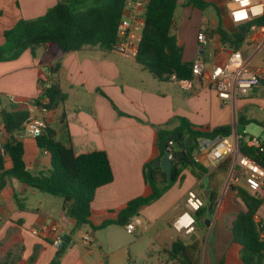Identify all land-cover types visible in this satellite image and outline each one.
Returning a JSON list of instances; mask_svg holds the SVG:
<instances>
[{"label":"crops","instance_id":"crops-1","mask_svg":"<svg viewBox=\"0 0 264 264\" xmlns=\"http://www.w3.org/2000/svg\"><path fill=\"white\" fill-rule=\"evenodd\" d=\"M58 1L0 0V45L4 42V30L19 19L44 15ZM204 1L217 5L218 12L214 6L199 9L189 4V0H177V16L172 30L183 48L184 61L193 62L197 58L204 61V72L199 78L193 77L191 88L182 89L173 79L160 81L135 60L125 59L115 51H101L94 47L63 53L57 44L48 43L27 49L16 60L0 62V99L4 108L15 105L26 109L34 105L33 101L42 93L41 82H48L66 98L43 115L47 127L55 131L59 141L70 145L76 155L94 151L107 153L114 178L110 184L96 191L91 204L93 225L117 219L128 202L151 193L145 167L160 159L157 146L160 130L172 131L185 119L194 129L203 131L231 126V138H236L237 127L241 120H245V134L254 137L248 132L253 124L264 133V81L247 96L227 102L219 99L211 84L212 68L226 63L234 49L222 40L219 27L227 32L235 31L236 27L229 17L231 0ZM203 28L206 41L202 44L197 36ZM237 50L241 51L248 66L264 78V25L251 32ZM55 63L59 66L51 72L49 68ZM37 114L42 116L40 112ZM16 137L23 142L27 168L35 175L48 174L50 155L37 146L36 139L27 131ZM4 141V134H0V143ZM202 147L199 144L193 154L194 159L200 156L199 163L204 167L210 171L218 169L224 161L212 165L202 155ZM11 165L7 157L6 168ZM160 171L163 172L161 167ZM231 175L230 166L227 172L219 174V179L228 180ZM157 177L161 182L160 173ZM207 184V174L197 178L193 168L186 167L175 184L156 202L142 207L138 216L144 218L142 220L149 231H166L184 210L188 190H202L203 193L206 188L203 190L201 187H207ZM237 187L262 199L255 221L264 235V188L252 193L245 181L240 182L231 192L236 197V208L229 207L227 193L222 192L219 196L213 225L227 217L226 230L230 232L231 240L226 249L220 239L213 241L210 246L213 259L209 257V264H220L221 261L223 264H243L241 247L233 243L231 232L237 213L247 210ZM38 192L14 178L0 191V264H51L58 248L52 242V235L42 233L40 228L49 227L53 222H59L60 233L71 237L60 264L124 263L129 242L120 241L119 234L115 235L113 230L117 227L126 230L125 226L111 225L95 230L87 224L77 228L75 220L65 214L62 198L59 197L62 201L47 199L40 197ZM34 229L39 230V234H34ZM76 229H82L85 235L91 236L90 244L76 241ZM35 249L36 258L31 262ZM230 253L234 256L232 259L229 258ZM202 259V264H208L206 259Z\"/></svg>","mask_w":264,"mask_h":264},{"label":"trees","instance_id":"trees-1","mask_svg":"<svg viewBox=\"0 0 264 264\" xmlns=\"http://www.w3.org/2000/svg\"><path fill=\"white\" fill-rule=\"evenodd\" d=\"M126 0H59L55 6L34 19H19L12 27L4 30V42L0 45V62L16 60L27 49L55 43L63 53L79 51L85 47L98 48L101 51H113L117 43V31L122 19ZM189 4L204 9L217 5L204 0H189ZM177 9V0H149L145 7L141 40L135 61L149 71L160 81H167L175 76L177 79H193V62L183 60V48L179 45L176 35L172 32L174 17ZM251 24L235 26L236 30L227 32L219 27V34L224 42H228L234 49L243 44L251 34ZM58 63L51 65L49 70L55 72ZM47 82H41V87ZM47 102H44L45 99ZM66 96L54 85L41 93L40 98L33 103L37 107L52 110L64 102ZM29 112L23 108L11 105L2 106L0 99V134H4L5 141L0 143V191L11 179L29 185L42 193L60 197L65 204V214L74 219L76 227L90 225L95 230L107 228L111 225L125 226L132 217L139 214V210L156 202L175 184L181 172L191 166L197 178L207 174L208 197L200 194L204 199V206L196 213V219L214 214L220 196L221 180L219 174L227 172L230 160L225 159L218 169L210 171L194 159V152L199 148L200 141L230 137L231 126H223L212 131L194 129L185 119L179 127L172 131L160 130L157 134V146L160 150L159 158L164 154L163 143L167 135L178 133L180 139L173 141L179 145V151L184 155L176 159L171 173V182L167 184L168 177L160 171V167H153V162L145 167L147 183L151 193L145 197H138L121 210L115 220H105L93 225L91 222V204L97 189L113 181V170L104 151H94L76 155L70 145L59 141L51 128L36 137L37 146L50 155L51 169L48 174H33L24 161L23 142L17 140L18 130L25 128L29 119ZM247 121L241 120L237 127L240 136V148L244 154L260 160L258 151L249 148L246 140L251 138L244 132ZM185 137L187 140L185 142ZM168 143V142H167ZM7 157L11 160V167L6 168ZM160 173L162 181H158ZM247 206L246 211L237 213L232 223V241L241 247V260L243 264H263L264 261V235L262 228L255 221V214L262 199L251 195L245 189H239ZM15 198L18 201L17 196ZM71 237H65L64 243L57 249L51 264H60L66 252ZM31 257V262L36 258ZM172 260L181 264H201L202 247L198 240L185 242L176 238L167 251ZM6 264V263H3ZM223 264V261L220 262Z\"/></svg>","mask_w":264,"mask_h":264},{"label":"built area","instance_id":"built-area-1","mask_svg":"<svg viewBox=\"0 0 264 264\" xmlns=\"http://www.w3.org/2000/svg\"><path fill=\"white\" fill-rule=\"evenodd\" d=\"M148 1L126 0L122 19L118 26L117 43L113 50L125 59L135 60L137 57L138 46L145 25V7ZM230 3L229 17L235 26L251 24L250 29L253 32L264 25V0H231ZM197 39L200 43H205L204 28L198 34ZM203 72V59H195L192 67L193 77L199 78ZM172 79L177 81L182 89L191 88V80L177 79L175 76H172ZM210 81L214 85L219 99L227 102L237 97L247 96L263 84L264 78L248 66L240 50L233 49L226 63L215 65L212 68ZM49 87L50 83L47 82L42 87V93ZM44 101L47 102L48 99L46 98ZM26 110L30 116L25 123V131L33 138L39 137L47 128V121L43 115L48 110L35 105L28 106ZM37 112L42 113V116L38 115ZM239 138V135L236 138L221 137L211 146H208L207 142H203L201 153L212 165L229 159L232 167L230 182L237 183L243 179L250 192L258 193L264 188V141L256 137L246 140L247 147L258 151L260 160H256L241 151ZM173 146L174 142L170 139L165 150L170 159H175ZM195 160L200 162V156ZM204 204V199L198 190H188L185 197V208L172 222L174 231L184 237L193 235L196 213ZM125 229L129 233L139 230L145 232L147 227L142 218L136 215L125 225ZM40 230L42 233L49 232L52 235V242L57 248L64 243L65 234L59 232V222H53L49 227L43 226ZM33 233L37 235L39 230L34 229ZM83 242L90 244L91 236L86 234Z\"/></svg>","mask_w":264,"mask_h":264},{"label":"rangeland","instance_id":"rangeland-1","mask_svg":"<svg viewBox=\"0 0 264 264\" xmlns=\"http://www.w3.org/2000/svg\"><path fill=\"white\" fill-rule=\"evenodd\" d=\"M177 16V12L175 14V17ZM1 128V127H0ZM249 134H252L256 138H261L264 141V133L262 130L256 125L253 124L248 128ZM174 151H179V145L174 144L173 146ZM230 179V178H229ZM221 178V185H220V194L223 192V194H226L228 197L229 207L236 208L237 202L235 200V196H232L231 192L233 191V187L238 186L240 182H243L244 180L241 179L237 183H232L230 180ZM238 189V193L240 196H243ZM229 191V192H228ZM200 194H202V190L199 191ZM38 195L40 197H46L47 199H57L59 201H62L59 197L52 196L49 194H45L42 192H38ZM238 195V194H236ZM223 200V198H222ZM215 214V213H214ZM214 214L211 216H205L198 221L196 219V225L195 230L193 232V235H196L194 237V240H198L199 244L202 247V258L206 259V262L209 264V257L213 254L211 253L210 246L213 245V241L215 239H220L224 245V248L226 249V246L230 244L231 240V234L229 231L226 230V218L223 217L220 221L217 222L216 225H213V217ZM144 220V218L142 217ZM208 221V223L206 222ZM146 223V222H145ZM147 225V223H146ZM113 231L115 235L119 234L120 241H126L129 242L128 246L125 248L126 250V260L124 263L121 264H181L177 260H172L169 257V253L167 252L170 249L171 243L176 238H182L185 242H190L192 239V236L184 237L178 233H176L173 229V227H169L166 231H149L148 229L145 232L136 231L133 233H128L126 230H120L119 227L115 228ZM119 231V232H117ZM100 233V232H99ZM102 236L105 233V230L101 232ZM85 236L84 230L82 229H76L74 232V238L76 241L81 242L83 241V238ZM236 247V246H234ZM238 248V247H237ZM237 253L236 256L237 257ZM234 257L232 253H230L229 258L232 259ZM203 263V259L201 261V264Z\"/></svg>","mask_w":264,"mask_h":264},{"label":"water","instance_id":"water-1","mask_svg":"<svg viewBox=\"0 0 264 264\" xmlns=\"http://www.w3.org/2000/svg\"><path fill=\"white\" fill-rule=\"evenodd\" d=\"M24 134H25V128L18 130L16 133L17 136H21ZM166 138H167V141H165L163 143L164 154L162 155V157L159 160H157L153 163V167H158V166L161 167L163 173L166 174V176L168 177L167 184H170L171 173L173 170V166L176 162V159L181 158L184 154L181 152H175V159H170L168 153L165 151L167 148V142L170 139H172L173 141L179 140L180 135L178 133H173V134L167 135ZM220 138L221 137H218L217 139L210 140V141H208L207 139H203L200 141V144H202L203 142H207V145L211 146L213 143H215ZM186 140H187V137H185V142H186ZM203 195L205 198H207L208 197V191L207 190L203 191ZM206 222L208 223V221H206ZM194 236H196V235H194ZM193 239H194V237H192V240Z\"/></svg>","mask_w":264,"mask_h":264}]
</instances>
